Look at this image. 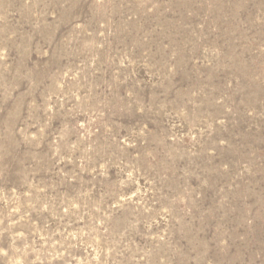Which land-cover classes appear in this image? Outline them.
<instances>
[{
	"label": "rangeland",
	"instance_id": "obj_1",
	"mask_svg": "<svg viewBox=\"0 0 264 264\" xmlns=\"http://www.w3.org/2000/svg\"><path fill=\"white\" fill-rule=\"evenodd\" d=\"M0 264H264V0H0Z\"/></svg>",
	"mask_w": 264,
	"mask_h": 264
}]
</instances>
